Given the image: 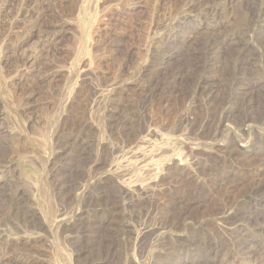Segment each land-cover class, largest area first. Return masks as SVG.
<instances>
[{
  "label": "rangeland",
  "instance_id": "obj_1",
  "mask_svg": "<svg viewBox=\"0 0 264 264\" xmlns=\"http://www.w3.org/2000/svg\"><path fill=\"white\" fill-rule=\"evenodd\" d=\"M0 264H264V0H0Z\"/></svg>",
  "mask_w": 264,
  "mask_h": 264
},
{
  "label": "bare ground",
  "instance_id": "obj_2",
  "mask_svg": "<svg viewBox=\"0 0 264 264\" xmlns=\"http://www.w3.org/2000/svg\"><path fill=\"white\" fill-rule=\"evenodd\" d=\"M99 84H100V83H99ZM99 91H100V90H99ZM102 93H103V92H102ZM104 95H105V94H104ZM96 99H97V98H96ZM84 113H85V112H84ZM85 119H86V118H85ZM83 120H84V119H83ZM86 123H87V122H86ZM86 126H87V125H86ZM144 143H145V142H144ZM150 149H151V148H150ZM130 155H131V154H130ZM133 156H134V155H133ZM136 157H137V155H136ZM148 157H149V156H148ZM131 158H132V157H131ZM141 159H142V158H141ZM181 160H182V159H181ZM187 161H188V160H187ZM190 162H191V161H190ZM137 165H138V164H137ZM146 172H147V171H146ZM146 172H145V173H146ZM130 176H131V175H130ZM123 189H124V188H123ZM141 190H142V189H141ZM128 192H131V191L128 190ZM128 194H129V193H128ZM145 194H146V195H149V194H148V191H145ZM151 198H152V197H151ZM139 201H140V200H139ZM132 203H133V202H132ZM131 205H132V204H131ZM136 208H137V205H134V204H133V206L130 207L131 210H135ZM127 214H128V213H127ZM129 214H131V213L129 212ZM141 218H142V217H141ZM147 222H148V221H147ZM149 227H150V226H149ZM151 227H152V226H151ZM141 230H142V229H141ZM150 230H151V229H150ZM150 230H149V232H150ZM142 238H143V237H142ZM137 239H138V238H137ZM130 260H131V259H130Z\"/></svg>",
  "mask_w": 264,
  "mask_h": 264
}]
</instances>
